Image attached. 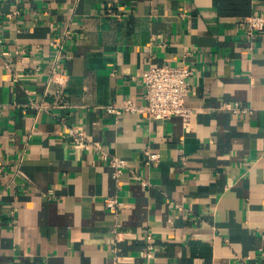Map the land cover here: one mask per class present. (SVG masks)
I'll return each instance as SVG.
<instances>
[{
  "label": "crops",
  "instance_id": "obj_1",
  "mask_svg": "<svg viewBox=\"0 0 264 264\" xmlns=\"http://www.w3.org/2000/svg\"><path fill=\"white\" fill-rule=\"evenodd\" d=\"M254 14L264 0H0V264H264ZM53 41L65 48L64 85L49 83ZM181 60L195 66L189 123L107 112L143 105L150 68ZM68 126L126 160L119 184ZM146 148L160 160L146 165ZM114 197L125 203L117 214L106 206Z\"/></svg>",
  "mask_w": 264,
  "mask_h": 264
},
{
  "label": "built area",
  "instance_id": "obj_2",
  "mask_svg": "<svg viewBox=\"0 0 264 264\" xmlns=\"http://www.w3.org/2000/svg\"><path fill=\"white\" fill-rule=\"evenodd\" d=\"M107 14L120 18L123 12L109 8ZM248 24L247 33L253 37L257 32L264 30V14H254L246 18ZM55 49L54 67L51 71L49 83H57L64 85L67 83V75L57 69V65L62 57L65 56V48L63 43L53 41ZM0 53L6 54L0 47ZM195 66L185 60L178 61L176 64H164L160 66H152L146 76L144 100L145 103L141 106L136 105L133 100L127 99L122 104L112 103L106 106L107 112L116 116L122 117L129 112H143L157 120L169 119L173 116L182 117L185 123H189L193 117V108L188 103V95L191 91L188 83L189 77L194 73ZM34 106L46 109L47 106L42 103L31 102ZM235 111H242L238 104L231 106L226 105ZM66 133L72 144L76 148L90 150L92 148L99 150L101 158L108 160L114 168V178L119 184L127 169V162L124 158L111 154L103 149L100 142L92 140L87 132L79 126L66 127ZM160 160V154L153 152L150 148L145 149V164L149 165ZM139 178V176H136ZM125 205L124 201L117 197L106 200V206L116 214L119 209ZM120 225L118 224L117 227ZM117 240L119 239V231L116 232ZM151 240V234L148 235ZM148 256H153V245L151 242L147 244ZM115 258H118V247L113 250Z\"/></svg>",
  "mask_w": 264,
  "mask_h": 264
}]
</instances>
